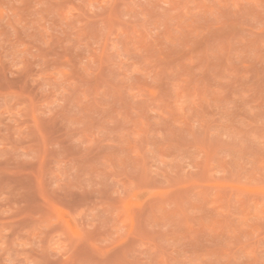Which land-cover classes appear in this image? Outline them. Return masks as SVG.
I'll return each mask as SVG.
<instances>
[{
	"label": "rangeland",
	"instance_id": "1",
	"mask_svg": "<svg viewBox=\"0 0 264 264\" xmlns=\"http://www.w3.org/2000/svg\"><path fill=\"white\" fill-rule=\"evenodd\" d=\"M0 264H264V0H0Z\"/></svg>",
	"mask_w": 264,
	"mask_h": 264
}]
</instances>
